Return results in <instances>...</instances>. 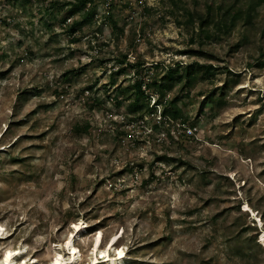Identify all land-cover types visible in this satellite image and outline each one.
<instances>
[{
    "label": "rangeland",
    "instance_id": "obj_1",
    "mask_svg": "<svg viewBox=\"0 0 264 264\" xmlns=\"http://www.w3.org/2000/svg\"><path fill=\"white\" fill-rule=\"evenodd\" d=\"M98 230L122 264H264V0H0V255L73 233L86 264Z\"/></svg>",
    "mask_w": 264,
    "mask_h": 264
},
{
    "label": "bare ground",
    "instance_id": "obj_2",
    "mask_svg": "<svg viewBox=\"0 0 264 264\" xmlns=\"http://www.w3.org/2000/svg\"><path fill=\"white\" fill-rule=\"evenodd\" d=\"M72 226L77 231H80L82 227V225L77 222H74ZM118 231L107 241V247L105 248H101V242L103 239L102 231L98 230V232H96L91 245L92 257L91 260L86 264H98L105 262L108 264L120 263L117 261V259L119 260V258L124 255L123 249L117 246L118 249L116 250V253L111 254L110 252V250H112L113 246L115 245L114 241L118 236L120 237L122 234L118 233ZM121 232H123V230ZM261 240L264 243V231L261 234ZM58 247V250L55 251L54 256L50 260L49 264H84L83 262H81L82 253L80 248L75 243L73 233L65 239L64 243H60ZM61 250H64V252ZM26 252L27 249L23 247H7L0 255V264H39V260L37 257H34V259H31L33 258V256L26 258Z\"/></svg>",
    "mask_w": 264,
    "mask_h": 264
},
{
    "label": "trees",
    "instance_id": "obj_3",
    "mask_svg": "<svg viewBox=\"0 0 264 264\" xmlns=\"http://www.w3.org/2000/svg\"><path fill=\"white\" fill-rule=\"evenodd\" d=\"M82 2H83V0H82ZM256 5H257V3L256 4L255 3L254 4H249L248 9L246 11V13L248 15V18H250L253 15V11H255ZM74 12H76V9H71L70 13H74ZM88 15H89V12H86L84 14V17H87ZM199 18H200L201 26H209L210 24H213L216 27L219 26V29H221L220 27H223V26L226 27L227 26L226 24H227L228 16L226 14L224 15V18H221V19H218V20L214 19L210 15L200 16ZM73 22H75L76 24L81 23V21H73ZM123 61L124 60H121V62H123ZM137 63H138V61H137ZM131 65L135 66V63H131ZM213 68H214V66L212 64H203V63L199 64L197 61H194V62L190 63L187 67H185L184 75L180 74L179 78H181V76H184V78L186 80L185 84H189L190 81L193 78H195L194 77V74H196L195 70L204 69L206 71H209V70H211ZM176 70L177 69H173L172 67H169L165 76L168 79H172L173 76H174V73L177 72ZM133 87H134V90H135L134 94H136L137 97H136V100L133 101V103H131V106H133V110H138V108H139L138 107L139 97L143 94L144 88L142 87V82L140 80L134 82ZM160 95H161V93H160ZM162 114L166 115L167 118H169V119H173V118L179 117V115L181 114V111H180V109L172 108V101H170L169 105H165L163 107Z\"/></svg>",
    "mask_w": 264,
    "mask_h": 264
},
{
    "label": "built area",
    "instance_id": "obj_4",
    "mask_svg": "<svg viewBox=\"0 0 264 264\" xmlns=\"http://www.w3.org/2000/svg\"><path fill=\"white\" fill-rule=\"evenodd\" d=\"M86 9L88 10V7H87ZM68 20H70V18H69ZM161 114H162V113H161ZM163 116H165V115L163 114ZM165 120H166V119H165ZM187 132L192 133V132H193L192 128H191V127H188V128H187ZM31 259H34V257L31 258Z\"/></svg>",
    "mask_w": 264,
    "mask_h": 264
}]
</instances>
